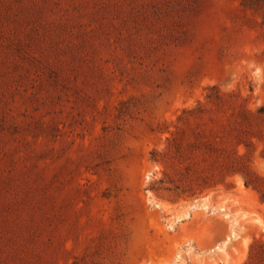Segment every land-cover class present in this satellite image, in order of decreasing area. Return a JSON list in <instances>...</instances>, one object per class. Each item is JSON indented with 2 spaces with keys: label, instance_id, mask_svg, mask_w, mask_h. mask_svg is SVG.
Wrapping results in <instances>:
<instances>
[{
  "label": "rangeland",
  "instance_id": "374dc122",
  "mask_svg": "<svg viewBox=\"0 0 264 264\" xmlns=\"http://www.w3.org/2000/svg\"><path fill=\"white\" fill-rule=\"evenodd\" d=\"M212 87L264 110L240 0H0V264H264L253 188L191 196L151 158Z\"/></svg>",
  "mask_w": 264,
  "mask_h": 264
},
{
  "label": "trees",
  "instance_id": "16d2710c",
  "mask_svg": "<svg viewBox=\"0 0 264 264\" xmlns=\"http://www.w3.org/2000/svg\"><path fill=\"white\" fill-rule=\"evenodd\" d=\"M240 5L259 15L264 24V0H240ZM255 141L264 144V110L252 111L238 95L212 87L204 103L182 111L163 153L151 152V158L167 171L179 164L175 189L191 196L214 189L228 176L239 175L264 202V178L251 171L247 159ZM255 246H250L246 264L257 256ZM260 247L264 257V247Z\"/></svg>",
  "mask_w": 264,
  "mask_h": 264
}]
</instances>
